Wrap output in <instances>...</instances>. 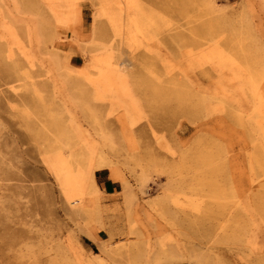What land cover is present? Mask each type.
Listing matches in <instances>:
<instances>
[{
  "label": "rangeland",
  "instance_id": "obj_1",
  "mask_svg": "<svg viewBox=\"0 0 264 264\" xmlns=\"http://www.w3.org/2000/svg\"><path fill=\"white\" fill-rule=\"evenodd\" d=\"M130 1L0 0V264H264V0Z\"/></svg>",
  "mask_w": 264,
  "mask_h": 264
},
{
  "label": "bare ground",
  "instance_id": "obj_2",
  "mask_svg": "<svg viewBox=\"0 0 264 264\" xmlns=\"http://www.w3.org/2000/svg\"><path fill=\"white\" fill-rule=\"evenodd\" d=\"M136 7L137 6L133 0V1H130L127 3L126 8L129 12H131V11H134V9ZM128 22H129L128 23L129 27L127 30L128 31V38L131 41L143 38V36L145 34H147L149 31V27L145 23L139 22V20L135 19L134 17L132 19H130ZM54 168L56 171H53V175H54L58 185H60V183H62V185L65 183L67 185H69V182H67L66 178L63 177L64 175H61L63 168L60 165H56ZM60 176H62L63 178L61 180H58V179H60Z\"/></svg>",
  "mask_w": 264,
  "mask_h": 264
}]
</instances>
